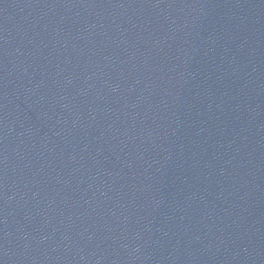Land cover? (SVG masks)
<instances>
[{"label": "water", "instance_id": "water-1", "mask_svg": "<svg viewBox=\"0 0 264 264\" xmlns=\"http://www.w3.org/2000/svg\"><path fill=\"white\" fill-rule=\"evenodd\" d=\"M0 264H264V0H0Z\"/></svg>", "mask_w": 264, "mask_h": 264}]
</instances>
